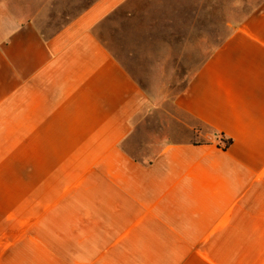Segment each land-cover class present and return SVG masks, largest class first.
<instances>
[{
  "label": "crops",
  "instance_id": "0c3cea01",
  "mask_svg": "<svg viewBox=\"0 0 264 264\" xmlns=\"http://www.w3.org/2000/svg\"><path fill=\"white\" fill-rule=\"evenodd\" d=\"M243 3L0 0V264H264V0L228 21ZM105 28L154 29L153 57ZM195 46L181 88L146 64Z\"/></svg>",
  "mask_w": 264,
  "mask_h": 264
},
{
  "label": "rangeland",
  "instance_id": "374dc122",
  "mask_svg": "<svg viewBox=\"0 0 264 264\" xmlns=\"http://www.w3.org/2000/svg\"><path fill=\"white\" fill-rule=\"evenodd\" d=\"M243 11L242 13H227L226 14V18L228 21H238V20H244L250 13V0H243ZM61 16L62 18V14H52L53 17H58ZM70 14H67L66 16H69ZM225 15L222 13H214L212 12L211 14V20L212 23H221V21L223 20V17ZM121 23V22H120ZM119 23V25H120ZM47 23L42 22L41 25H46ZM52 30H47V32H50ZM161 31V30H159ZM163 31V40L165 41V39H167L169 37V30H162ZM168 32V33H167ZM180 32H182V30H180ZM114 33V34H113ZM125 33V37L124 34ZM168 35H167V34ZM109 34V36H108ZM146 34V35H144ZM213 34V32H212ZM155 35V30L154 29H143V28H134V29H115V30H109L107 28H105V30L102 33V36L104 37L105 41H110L111 39V43H109L108 45H110L111 48H113L114 50H123V46L120 43H112V40H118V38L120 39L119 42H121V40H123L122 38H124V41L126 42V48L127 49H132V50H137L138 48H142V51L147 53V54H151L153 57V54L155 52L154 49V39L153 38ZM160 35V34H159ZM217 35V34H215ZM114 38H113V37ZM144 36H147L146 40H144ZM153 36V37H150ZM219 36V35H218ZM112 37V38H109ZM152 38V40L150 41V39ZM168 40V39H167ZM153 42V43H152ZM164 48L166 47L165 45L163 46ZM217 46L212 45L211 46V51L213 52L214 49ZM171 50L173 52L176 51L175 47L168 46V49L163 50L166 52L171 53ZM181 53H182V47H178V56H179V61L177 62H159V61H155L153 59H149L147 63H149L150 67L152 68H157L159 69V71H157V76L159 77H165L163 80H167L168 84L172 85L173 90L177 89V88H181L184 85V81L185 78L188 77V75L193 71L196 70L199 65L201 64L202 60V56H203V50H202V46H195V54H188L184 56V59H181ZM151 60V61H150ZM165 83H167L166 81H164Z\"/></svg>",
  "mask_w": 264,
  "mask_h": 264
},
{
  "label": "trees",
  "instance_id": "16d2710c",
  "mask_svg": "<svg viewBox=\"0 0 264 264\" xmlns=\"http://www.w3.org/2000/svg\"><path fill=\"white\" fill-rule=\"evenodd\" d=\"M220 140L223 145V148H228L232 143L231 140H225L223 136L220 138ZM195 144H202V142L195 141Z\"/></svg>",
  "mask_w": 264,
  "mask_h": 264
}]
</instances>
